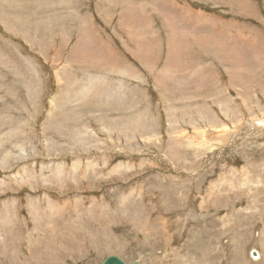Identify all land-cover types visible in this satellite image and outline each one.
I'll list each match as a JSON object with an SVG mask.
<instances>
[{
    "label": "rangeland",
    "instance_id": "374dc122",
    "mask_svg": "<svg viewBox=\"0 0 264 264\" xmlns=\"http://www.w3.org/2000/svg\"><path fill=\"white\" fill-rule=\"evenodd\" d=\"M109 255L264 264V0H0V264Z\"/></svg>",
    "mask_w": 264,
    "mask_h": 264
},
{
    "label": "water",
    "instance_id": "95a60500",
    "mask_svg": "<svg viewBox=\"0 0 264 264\" xmlns=\"http://www.w3.org/2000/svg\"><path fill=\"white\" fill-rule=\"evenodd\" d=\"M101 264H138L137 261L125 262L116 255H109L105 257Z\"/></svg>",
    "mask_w": 264,
    "mask_h": 264
},
{
    "label": "bare ground",
    "instance_id": "6f19581e",
    "mask_svg": "<svg viewBox=\"0 0 264 264\" xmlns=\"http://www.w3.org/2000/svg\"><path fill=\"white\" fill-rule=\"evenodd\" d=\"M122 167V166H121ZM52 209V208H51ZM258 256V253L256 252V257Z\"/></svg>",
    "mask_w": 264,
    "mask_h": 264
}]
</instances>
